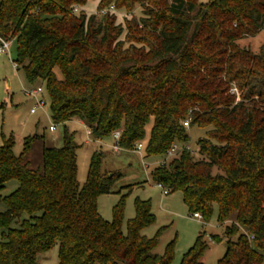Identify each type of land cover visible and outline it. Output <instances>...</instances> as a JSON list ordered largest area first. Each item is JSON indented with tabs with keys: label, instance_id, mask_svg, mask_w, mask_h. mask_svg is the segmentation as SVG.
<instances>
[{
	"label": "trees",
	"instance_id": "1",
	"mask_svg": "<svg viewBox=\"0 0 264 264\" xmlns=\"http://www.w3.org/2000/svg\"><path fill=\"white\" fill-rule=\"evenodd\" d=\"M90 1L98 12L138 6L141 15L121 25L113 11L87 15ZM263 29L264 0H0V37L15 44L18 69L42 82L51 120L63 125V145L43 146L38 169L13 154L12 139L0 146V192L18 182L0 194V264H37V254L54 246L56 264L173 262L176 238L154 252L164 227L142 234L155 222L149 200H135L125 228L124 197L111 220L100 216L97 197L119 174L102 173L95 150L79 184L72 118L95 140L120 130L121 148L142 142L147 156L186 145L192 126L207 128L196 154L182 149L151 179L167 194L180 191L204 221L217 208L227 237L217 264H264V45L253 53L238 44ZM31 140L24 138L25 150ZM203 236L180 264H203Z\"/></svg>",
	"mask_w": 264,
	"mask_h": 264
},
{
	"label": "rangeland",
	"instance_id": "2",
	"mask_svg": "<svg viewBox=\"0 0 264 264\" xmlns=\"http://www.w3.org/2000/svg\"><path fill=\"white\" fill-rule=\"evenodd\" d=\"M204 2L205 0H199ZM96 2L90 1L85 7L87 15L97 13ZM80 7L75 13H79ZM116 14L117 23L123 25L126 18L132 16L139 17L141 9L137 8L129 13L125 10H113ZM241 47L250 49L253 53H258L260 47L264 45V29L254 36L238 40ZM10 55L14 60L16 57L15 44L10 45ZM57 70V69H56ZM60 76V73L57 71ZM43 84L40 81L30 83L22 69H14L6 56H0V146L12 139V152L16 157H24L32 169H38L42 164V148L60 147L63 145V125L54 124L50 117L49 98L45 91L42 95L45 99L43 108H36L34 113L30 109L35 107V101L24 93V89H32ZM237 97H240L238 92ZM55 126V131L50 130V126ZM70 132H74V139L78 145L77 149V180L83 184L86 180L89 158L93 151L102 153L101 172L118 173L119 175L112 182L110 192L97 197V209L100 216L105 220H111L113 207L123 198L124 201V228L125 222L135 214L134 202L137 198L149 200L151 212L155 217V222L142 230V234L147 237L155 236L161 227L162 231L157 235L154 252L163 254L169 241L176 238L175 255L172 264H180L183 255L193 245L198 233H203V240L207 248L202 256L203 264H217L223 256L226 248L227 237L225 236V224L217 221V208L208 221L197 220L192 217L183 203L180 191H174L163 195L161 188L151 179V170L162 164L168 163L173 157L163 155L147 156L144 149L136 151L134 148H119L118 151L112 149L115 139L111 134L102 140H95L87 131L85 122L78 118H72L66 123ZM149 126L146 130L148 132ZM207 128L192 126L187 130L189 136L186 145L189 149L197 153V142L199 138L206 135ZM146 132V133H147ZM31 137L29 148H24V138ZM145 141H143L144 143ZM178 146H183L182 142H177ZM196 158L198 156L196 155ZM216 172V169H214ZM18 185L15 179L9 180L1 196L8 195ZM131 191L128 192V189ZM6 210L5 204L0 200V211ZM14 225V224H13ZM1 232V229H0ZM232 240L236 236L231 237ZM37 264H56L57 246L48 251L37 254Z\"/></svg>",
	"mask_w": 264,
	"mask_h": 264
},
{
	"label": "built area",
	"instance_id": "3",
	"mask_svg": "<svg viewBox=\"0 0 264 264\" xmlns=\"http://www.w3.org/2000/svg\"><path fill=\"white\" fill-rule=\"evenodd\" d=\"M77 8L78 7H75L73 9V12H76ZM113 10H114V7L110 6L107 9H102L100 12L97 11V13H95V14H104L107 11H113ZM10 45H11V41L4 40L3 38L0 37V56H2V55L6 56L8 58V60L10 61L11 65L13 66V68L17 70L19 68V64H18V62H16L15 60H13L11 58ZM230 92L231 93H237V90L235 88H232L230 90ZM24 93L26 95L30 96L31 98H33L35 101V107L30 109V113H34L36 111V108H43L45 106L46 102H45V99L42 95L43 90L40 86H37L36 88H32V89H24ZM182 124L186 129L189 128V120L188 119L184 120ZM49 128L51 131L55 130L54 125H51ZM87 131H88V134H90L88 128H87ZM112 135H113V138L115 139V144L112 146V149L116 152L120 148V146L117 143L119 140V136H120V130H115L112 133ZM142 148H143L142 142H138V143H136L134 149L136 151H141ZM182 149H189V147H188V145L178 146L177 142H173L172 145L170 146V148L167 150L165 155L168 157H175V156H177V154ZM159 186L163 189L164 194H166L167 190L164 187H162L161 185H159ZM192 217L196 218L198 220H202V216L199 212L193 213Z\"/></svg>",
	"mask_w": 264,
	"mask_h": 264
},
{
	"label": "crops",
	"instance_id": "4",
	"mask_svg": "<svg viewBox=\"0 0 264 264\" xmlns=\"http://www.w3.org/2000/svg\"><path fill=\"white\" fill-rule=\"evenodd\" d=\"M55 131V130H54ZM113 146V145H112ZM159 186V185H158ZM160 187V186H159ZM161 188V187H160ZM161 191H162V194L163 195H167V193L166 194H164V192H163V189L161 188ZM196 219V218H195ZM198 220V219H197Z\"/></svg>",
	"mask_w": 264,
	"mask_h": 264
}]
</instances>
